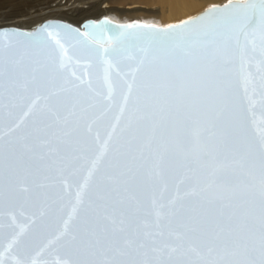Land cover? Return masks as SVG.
I'll use <instances>...</instances> for the list:
<instances>
[{"label":"snow or ice","instance_id":"1","mask_svg":"<svg viewBox=\"0 0 264 264\" xmlns=\"http://www.w3.org/2000/svg\"><path fill=\"white\" fill-rule=\"evenodd\" d=\"M249 29L264 40V0L259 5L237 3L164 30L130 25L113 37L116 46L111 52L118 62L122 57L136 66L120 108L121 117L126 110L128 115L105 168L101 170L99 163L108 154L107 142L104 151L91 159L83 183L69 182L89 162L91 148L81 130L90 135L91 124L86 128L85 124L91 112L103 108L105 101L104 111L111 108V88L107 97L89 96L90 82L66 73L67 52L61 41L55 39L56 47H52L41 38L44 34L53 38L47 26L34 34L0 31V89L10 100L23 101L32 93L47 92L45 99L50 101L31 124L14 125L15 137L0 144V204L17 205L21 215L40 205L44 216L62 210L57 208L58 201L72 196L74 188L72 212L55 238L68 257L63 264H264V130L250 131L242 105L253 84L241 79L251 64L244 51ZM65 31L85 40L98 39L95 32ZM259 54L256 69L264 89V46ZM199 62L205 64L212 82L208 103L199 110L208 144L194 156L189 152L184 160L176 161L187 169L191 187L181 195L177 186L175 197L158 207L153 199L157 207L153 220L151 213L141 210L134 194L152 187L151 173L143 171L144 150L157 159L159 167L170 149L158 135L166 117L144 102V89L170 79V68ZM137 75L140 81L133 99ZM54 83L59 88L51 90ZM173 134L177 143H190L186 134L175 129ZM108 139L112 140L111 134ZM95 140L100 141L98 132ZM222 153L232 155L229 165L246 188L249 211L243 235L231 217L221 220L208 213L205 203L211 201L184 203L185 197H197L212 187V169ZM57 184L63 185L64 195L50 193ZM0 264H4L3 254ZM15 264L25 262L17 259Z\"/></svg>","mask_w":264,"mask_h":264},{"label":"water","instance_id":"2","mask_svg":"<svg viewBox=\"0 0 264 264\" xmlns=\"http://www.w3.org/2000/svg\"><path fill=\"white\" fill-rule=\"evenodd\" d=\"M237 3L259 5V0H231L223 5H213L195 17L167 26L138 20L123 23L114 21L107 16H100L97 19L87 18L79 26L60 19H46L31 28L0 26V31L28 34L39 33L43 27L47 26L53 32V38L48 39L47 34L41 38L46 39L52 47H56L55 39L61 41L67 52L65 57L66 73L69 75L75 73L76 77L90 82L89 96L98 93L100 97H107L110 88L112 90L114 103L111 108L104 111V108L108 107V103L105 101L103 108L91 112L85 124V128L87 124H91L92 133L89 135L83 128L81 130L83 135L88 136L91 148L89 162L84 164V170L79 172L77 177L69 178L70 183L76 180L83 183L87 169L91 166V159L104 151L105 142H107L108 154L99 163L101 170L105 168L108 159L112 156L116 141L121 137V128L128 115L126 110L124 117H121L120 108L123 105V97L127 93L128 83L133 82L131 73L136 66L122 57L118 62L117 57L111 52V49L116 46L112 42V38L120 36L121 30L130 25H138L152 30L169 29L196 20L213 11H222L225 7ZM256 19L259 22L258 11ZM89 25L94 27L90 28ZM66 29L80 34L95 32L98 39L85 40L82 36H69ZM57 32H59L58 36ZM262 46H264V40L258 33H253L252 29H249V33L244 38V51L246 59L251 60V64L248 66L247 73H241V79L248 78L253 81V84L249 85L247 99L242 101L244 116L248 128L252 132L264 130V89L260 86V73L256 69V65L260 61L259 53ZM104 48L109 51L104 52ZM60 51L57 48V52ZM109 64L112 66L109 67ZM168 71L171 74L170 79L162 81L159 86L153 84L144 89V102L150 105L158 115L166 117L158 135L168 143L170 149V155L165 157L159 167L156 166L157 159L149 156L147 148L144 150L147 159L143 171L146 174L151 173L150 184L152 187L134 194L140 201L141 210L151 213L150 218L153 220L159 203L167 204L173 199L177 186H179L181 195L191 187L186 180V176L189 174L187 169L178 166L176 161L184 160L189 152L194 156L195 152L208 144L207 132L203 131L204 123L199 116V110L208 103L212 90V82L205 64L199 62L189 66H176ZM125 72L128 73L127 76L123 75ZM139 81L140 75H137V80L133 83V99L137 95ZM58 88V84L50 85L51 90ZM87 88L86 85V91ZM46 95L47 92L32 93L23 101L10 100L0 89V144L15 137L16 133L11 131L14 125L20 124L22 121V127L24 124H31L38 114L46 111L50 103L45 99ZM61 95L64 94L61 93ZM6 105L8 107H5ZM25 113L28 114L25 115ZM118 119L119 124L117 123ZM113 127L116 129L115 132H113ZM174 129L186 134L190 143H177V138L173 134ZM97 132L100 136L99 143L95 140ZM110 134L112 140L108 139ZM187 158L191 159L192 157L187 156ZM231 159L230 153H222L212 169V187L201 192L197 197H185L184 203L187 205L192 202L198 203L201 200L211 201V203H205L208 213L221 220L231 217L234 227L243 235V225L247 221L249 207L246 203V188L240 183L237 170L229 165ZM193 166L195 165L193 164ZM157 172H162V175L158 177ZM94 182L95 177L93 178ZM49 191L53 196L64 195L62 184H57ZM74 193L75 189L73 188L72 196L65 195L63 200L58 201L57 208L62 210L44 216L40 215V205L25 209L24 215H21L17 205L0 204V254H3L4 264H15L17 259L25 264H33V262L35 264H63V261L68 257L62 242L56 241L55 238L63 231L64 221L72 212ZM153 199L156 200L157 207H153ZM9 246H11V250H9Z\"/></svg>","mask_w":264,"mask_h":264},{"label":"bare ground","instance_id":"3","mask_svg":"<svg viewBox=\"0 0 264 264\" xmlns=\"http://www.w3.org/2000/svg\"><path fill=\"white\" fill-rule=\"evenodd\" d=\"M52 1L55 4L50 5L48 8L49 13L52 15L50 19H63V21L71 24L76 22V26H79L87 18L97 19L100 16H107L114 21L123 23L138 20L149 24L167 26L195 17L213 5H223L231 0H106L107 2L103 1L99 3L97 8L95 7L94 10L97 9L95 12H92L89 5L77 6L79 1H76L77 4L75 3L77 7L68 6L67 2L69 0H66L65 6H63L61 1ZM92 7L94 8V6ZM56 12L63 14L64 18H57L55 16ZM66 15H70V18L66 17ZM71 16L76 18L72 19ZM39 21L42 22L44 20ZM0 26L17 27L14 24Z\"/></svg>","mask_w":264,"mask_h":264},{"label":"rangeland","instance_id":"4","mask_svg":"<svg viewBox=\"0 0 264 264\" xmlns=\"http://www.w3.org/2000/svg\"><path fill=\"white\" fill-rule=\"evenodd\" d=\"M59 1L63 2L62 4L63 6H65L64 3L66 2V0H58V2ZM76 1H79V4L77 6L83 4L89 5L92 12H95L97 11V9L94 10L95 7L97 8V6H99V3H102L106 0H69V2H67L68 6L73 5V7H77L75 6L77 4ZM52 2V0H0V25L14 24L15 26L21 28H31L32 26L40 23L39 20L52 18V15L49 13L48 9L50 5L55 4V2ZM71 2L72 4H70ZM92 6H94V8ZM56 14L55 16H57V18H64L63 14L59 12H56ZM69 16L66 15V17ZM71 18L74 19L76 17L71 16ZM72 24L75 25L76 22Z\"/></svg>","mask_w":264,"mask_h":264}]
</instances>
